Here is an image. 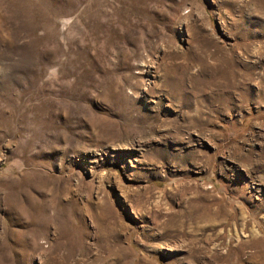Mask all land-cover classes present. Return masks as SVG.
I'll return each mask as SVG.
<instances>
[{
    "label": "rangeland",
    "instance_id": "1",
    "mask_svg": "<svg viewBox=\"0 0 264 264\" xmlns=\"http://www.w3.org/2000/svg\"><path fill=\"white\" fill-rule=\"evenodd\" d=\"M0 264H264V0H0Z\"/></svg>",
    "mask_w": 264,
    "mask_h": 264
}]
</instances>
